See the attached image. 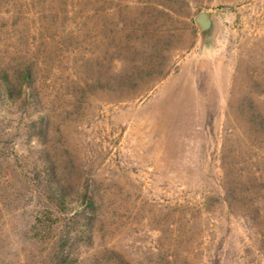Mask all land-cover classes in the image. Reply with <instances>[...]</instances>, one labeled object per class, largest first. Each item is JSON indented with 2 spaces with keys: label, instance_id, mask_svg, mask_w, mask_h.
Returning a JSON list of instances; mask_svg holds the SVG:
<instances>
[{
  "label": "rangeland",
  "instance_id": "374dc122",
  "mask_svg": "<svg viewBox=\"0 0 264 264\" xmlns=\"http://www.w3.org/2000/svg\"><path fill=\"white\" fill-rule=\"evenodd\" d=\"M33 1L0 0V264H264V0Z\"/></svg>",
  "mask_w": 264,
  "mask_h": 264
},
{
  "label": "trees",
  "instance_id": "16d2710c",
  "mask_svg": "<svg viewBox=\"0 0 264 264\" xmlns=\"http://www.w3.org/2000/svg\"><path fill=\"white\" fill-rule=\"evenodd\" d=\"M79 2V0H77ZM35 2H41L42 6H43V12L46 13V17H48L50 19V21H52V17L54 16L56 18V21L61 24L64 17L66 16V12L69 13L71 11H66V9H68V7H70V2H68V0H34ZM44 3V5H43ZM81 3V2H80ZM76 2V7L80 6L79 4ZM75 4V2H74ZM158 6H160V8H164L162 4H159ZM21 73H27V77L26 79H28V76H30L31 73V66H26ZM7 86V85H5ZM10 85H8V87H6L5 91H6V95L11 97L13 94V91H15L14 89H11L9 87ZM21 93L18 94V96ZM23 102V101H22ZM46 176L48 177V179H51L48 181V184H50V182H54V189L52 190L51 194H53L54 192L56 193L57 198H60V203L56 202L53 203V205L55 207H58L61 203H63V200H65L66 198V189L64 188L63 185H61L60 183H58L55 179L57 177V173L55 172V169L49 168V170L46 169ZM58 178V177H57ZM60 179V178H59ZM46 183V182H45ZM47 185V184H46ZM48 187V185H47ZM48 189H52L49 188ZM86 199H87V206L88 209L90 211V215H92L91 217H89L87 219V223L89 222V228L91 225V222L93 220V214L96 212V202H95V195L97 194V192H94L93 195L90 194V191H86ZM63 233L60 235V238L64 236V231H62ZM87 239L89 240V236L87 235L86 237H81V235H75L74 239L80 240V239ZM160 257L159 254H157V259ZM105 264H131L129 260L125 259L124 256L122 254L116 253L113 250H110V252H107L105 255ZM104 264V263H103Z\"/></svg>",
  "mask_w": 264,
  "mask_h": 264
},
{
  "label": "water",
  "instance_id": "95a60500",
  "mask_svg": "<svg viewBox=\"0 0 264 264\" xmlns=\"http://www.w3.org/2000/svg\"><path fill=\"white\" fill-rule=\"evenodd\" d=\"M194 22L197 25L201 34L209 33L212 30V18L206 11H202L196 14L194 16Z\"/></svg>",
  "mask_w": 264,
  "mask_h": 264
}]
</instances>
